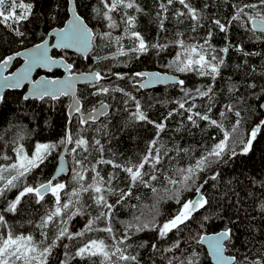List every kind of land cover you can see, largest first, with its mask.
I'll use <instances>...</instances> for the list:
<instances>
[{
	"label": "trees",
	"instance_id": "trees-1",
	"mask_svg": "<svg viewBox=\"0 0 264 264\" xmlns=\"http://www.w3.org/2000/svg\"><path fill=\"white\" fill-rule=\"evenodd\" d=\"M23 2L33 5L32 14L27 21L14 23L10 20L7 23H0V61L6 55L43 41L50 30L61 27L68 17L66 0H23ZM161 2L167 4V0H136L143 12L137 13L135 9L126 11L128 15L137 17L133 30L140 32L148 44L168 45L166 48L162 50L150 48L147 53L139 55V58H135L136 54L129 53L127 56L111 59L112 54L116 52L115 47L118 46L114 39L110 43L108 40H101L99 35H96V39L93 40L94 49L86 61H90L91 57L109 56L110 58L106 60H96L98 64L93 67L106 78L94 85L79 86L77 96L83 111L91 110L99 103L108 104L109 113L102 121L81 125L78 120L70 119L66 111L69 98L64 96L57 100H25L23 90H20L7 91L3 97L0 104V165L7 166L15 161L13 149L17 145L13 141L17 140L18 134L23 136L19 143L24 146L29 156L37 143L57 145L43 164L25 177L19 178L15 182L16 187L0 196V214L5 216L9 225L8 228H0V235L6 236L9 231L14 235H31L41 249L49 246L55 239L62 226L59 221L67 220L71 212L78 208L82 214L72 216L67 223L69 232L73 234L84 229L82 227L76 231L78 221L88 216L94 218L102 210L107 212V209L94 204L90 198L91 192L81 193L80 204L70 206L67 213L54 218L46 229L38 226L42 218L55 208L54 201L48 195L37 203L34 193L27 194L21 198L16 212L3 211L26 185L34 187L51 180L57 156L65 145L60 141L67 133H71L73 141L82 136L88 140L90 148L89 152L77 149L76 159L70 163L69 167L70 170L72 169L71 175L57 179L56 183L64 180L66 185L61 193V203L69 198L67 194L79 187L70 178L74 170H80L75 163L77 160L83 161L89 169L84 172L85 186L92 182L91 177L94 173L91 172V167L95 164L105 181L110 173L115 174L116 178L110 185L112 188L117 192L128 191L131 182L127 179V173L114 169L110 164H97L96 161L102 156L105 160H113L121 165H126L128 161L138 163L142 155L146 153L148 143L156 138V129L153 124L146 121H134L130 118V113L136 111L135 101L128 100V97L120 92L94 95L99 87L123 88L140 102L141 110L149 120L156 123L163 122L166 125L165 130L160 133L159 141L164 146L162 152L168 151V155L163 157L162 163L157 166L158 171L155 174L158 179L151 181L149 187L137 185L132 188L131 196L125 197L113 209L110 221L106 222L103 219L97 221L92 226L93 230L85 232L82 237H75L72 240L65 237L56 241L57 247L53 249L48 264H60L61 260H66L67 264H100L102 259L100 256L83 259L75 256L79 247L93 239L103 240L109 252L118 246L126 249L128 254L139 253L141 264H168V259L173 257H179L187 264V258L193 252L197 253L198 264H211L205 249L198 243V240L203 234L217 233L225 229L231 230L230 239L225 245L226 251L235 257L236 264H248L249 261L264 256V212L260 210V205L264 203V114L259 109V104L264 98V91H262L264 89V34L256 32L255 36L262 37L257 40L250 31V23L241 27L238 22H233L228 26L226 39L225 33H221L212 23V20L219 19L227 25L228 20L234 14L233 4L253 3L255 0H227V2L225 0H188L193 7L203 10L200 26L195 31H192L193 22L190 18L175 16L177 10L185 13L187 11L178 2L169 5L168 11L161 14L166 19L164 30H160L157 13L161 11L159 9ZM205 4L209 5L206 9ZM75 7L77 13L92 28L94 34L110 31L113 38L116 34H122V29L124 30L125 27L121 22L125 14L124 9L121 8L112 13L118 27L109 29L107 21L93 11L96 7L103 10V5L99 0H75ZM246 11L255 15V12L250 9ZM9 24L11 28L8 27ZM13 29H19L24 35L17 36ZM209 31L213 33L210 43L216 49L223 48L227 44L233 46L229 48L227 55L216 53L217 56H223L225 60L217 78L213 81L211 77L200 76L195 71L177 72L175 66L171 65L177 53L182 51L176 42L182 40L185 46L203 44ZM178 33L183 35H178ZM121 43L127 51L133 42L125 36L120 41ZM236 45L241 46L244 52H255L259 55L245 56L243 52L235 50ZM52 56L63 57L72 65L74 72L88 71V69H81L80 64L84 60L71 52L54 50ZM19 64L20 61L16 59L10 70ZM143 70H157L180 76L185 82L183 88L189 91V95L185 97L184 91L181 90L182 86L179 84L160 86L149 91L138 88L133 83L132 74ZM112 73L127 75L123 80H119ZM39 74L42 72L35 73L36 76ZM61 74L60 70H54L47 76L58 77ZM134 79L136 81L138 77ZM253 83L256 85L255 88H250L248 85ZM209 85L213 91L208 96L202 97L196 93L197 88L207 91ZM125 100H128L127 105L124 104ZM180 101H186L185 108L195 104L193 112L202 114L211 106L212 111L208 115L211 119L222 123L224 131L230 133L229 151L219 163H213L205 171L199 172L194 178V183L189 181L190 190L180 193L181 201L190 200L194 198L196 188L201 186V193L210 200V203L193 213V218L186 221L185 225H181L179 231L173 230L167 237L160 239L156 231L137 232L135 226L152 222L159 226L175 215L179 205L174 196L176 188L181 186L169 184L165 176L179 179L178 169L195 165L196 160L224 138V131L215 126H209L207 121L196 118L199 127H193L187 120L188 113L179 108L177 102ZM228 105L232 106V111L227 110ZM170 111L173 115L165 119ZM236 111L240 112L239 117L235 115ZM221 112L225 113L224 117H221ZM237 120L240 124L233 132V125ZM255 125L259 127L256 139L248 152L244 153L242 151L244 145L241 141L251 140V130ZM177 129L180 130L177 131ZM95 139H99L103 145L102 154L96 150L98 146H93ZM75 147L74 142L68 143V150ZM178 149L189 151L187 153L178 152ZM232 149L236 152L234 156L231 155ZM4 156L9 159H3ZM85 156H88L87 160H84ZM145 169L150 171L148 165ZM13 172L3 173L5 179L0 181V187H3L6 178ZM213 175L217 176L216 180L211 179ZM145 179L147 180L148 177L146 176ZM108 186L105 184V187ZM153 188L156 189L155 192L152 191ZM116 199L115 195L108 196V202L111 204H115ZM109 223L113 228L111 235L97 230L107 227ZM128 225L134 227L128 228ZM42 231L47 233L46 239L41 235ZM126 232L130 239L125 240L124 244H119L118 242L124 239ZM144 242L147 246L140 248L139 245ZM176 242L180 244L178 249L174 248L171 252L163 251ZM153 243L158 245V251L152 250ZM65 244L68 245L67 248L64 247ZM129 245L131 247H128ZM65 253L68 255L65 256ZM111 260L116 261V257H111ZM117 264H124V262H117ZM173 264H179V261L174 260Z\"/></svg>",
	"mask_w": 264,
	"mask_h": 264
},
{
	"label": "snow or ice",
	"instance_id": "snow-or-ice-1",
	"mask_svg": "<svg viewBox=\"0 0 264 264\" xmlns=\"http://www.w3.org/2000/svg\"><path fill=\"white\" fill-rule=\"evenodd\" d=\"M100 4L103 5V10L99 7L93 9V11L97 14V16H102L104 20L107 21V27L109 29H115L118 27L117 22L112 16L113 12L118 11L119 9H124L125 14L122 18V23L125 25L124 34L127 36L133 43L132 46L126 51L123 45L120 44V41L124 38L122 36H117L115 38L112 37L111 32H104L102 34H94L93 30L89 29L80 19L79 16L74 18L73 24L69 27L68 31L65 29H60L58 32L59 40L56 45L53 47H77L79 50L86 51L89 46L92 44L93 40L96 39V35H99L101 40H108L110 43L113 41L119 46L115 53L112 54L111 59H116L118 56H127L129 53L136 54L135 58H139V55L147 53L150 48L162 50L166 48L168 45H161L159 43L148 44L144 37L140 32L133 30L136 26L137 17L133 15L127 14V9H135L137 13H142L143 9L136 3V0H99ZM174 2H178L180 5L186 9V13L183 11L177 10L175 16L177 18L182 16H187L193 22L192 31H195L198 26H200V21L203 18V10L197 9L193 7L188 0H167V4L161 2L159 3L160 12L157 13V17L159 18V28L160 30H164V20L166 17H162V13H166L168 11V6L172 5ZM227 2V0H225ZM209 5L205 4L204 8L206 9ZM234 14L228 20V24L222 23L219 19L212 20V23L217 26L221 33H225V38L227 39V33L229 30V25L233 22H238L241 27H244L246 23H250L252 25L250 31H252L255 36L256 32H260L264 34V0H255L253 3H244L241 5L233 4ZM17 9H19V14H17ZM33 5L30 3H24L23 0H0V23H7L8 21H13L14 23H20L22 21H27L29 16L32 14ZM252 10L255 12V15H252L251 12L246 10ZM183 22V21H179ZM11 28V24L8 25ZM17 36H23L24 33L19 29H13ZM178 35H183L182 33H178ZM213 36L212 31L208 32L207 38L204 39L203 44H192L185 46L182 40H178L176 43L181 47L182 51L178 52L175 59L171 62V65L175 66V70L177 72L186 73L195 71L200 76H208L214 81L220 73L221 67L225 64V60L223 56H217L216 53L220 52L227 55L229 48L233 47L231 44H227L225 47L216 49L210 43V40ZM257 40L262 39L261 36H255ZM235 50L237 52H243L245 56L248 55H259V53H247L243 51V48L239 45L235 46ZM16 55H20V53H16ZM25 63L28 66L23 73H21L12 83H8L9 78L3 77L5 81L6 87H19L20 81L27 78L28 72L32 70L33 67H48L51 68L52 65H56L58 62L53 60L51 57L47 55V41L44 42V45L37 44L34 50L26 53ZM109 56L97 57V60H106L109 59ZM13 57L9 56L2 61L3 64L7 65ZM59 63H62L59 62ZM125 66H127L125 64ZM68 69H71V65L66 66ZM255 71V69H253ZM115 75L117 79L123 80L125 75L127 74H119L112 73ZM148 74L145 73H133V83L135 84V77H144ZM158 75V74H156ZM90 78L95 82L99 83L101 80L105 79L106 76H103L100 72H96L94 74H89ZM71 77H69V81L65 82V86L59 89H55L54 86L58 84L57 81H44L38 80L33 82V93L40 98H43L45 95H51L53 99L56 98L57 93L66 94L65 87L71 88L73 85L71 84ZM174 83L181 85V90L184 91L185 97L189 95V91L183 88L184 80H176L174 78ZM144 85H141L143 87ZM250 88H255V84H249ZM54 89V90H53ZM213 91L212 87L209 85L207 91H202L200 88L196 89V93L199 96L205 97L208 96L209 93ZM231 92L232 89L230 88ZM264 91V89H262ZM110 92H120L123 93L124 96L128 97V100L135 101L136 111L134 113H130V118L134 121H146L149 124H153L156 129V138L151 140L148 143L146 153L142 155L138 163H133L132 161H128L126 165H121L115 163L113 160H105L102 158L97 160V164H110L114 169H120L121 171L127 173V179L130 180V185L128 191H116L110 185L112 181L116 178L115 174L110 173L107 181L101 177L100 172L97 170L96 165L93 164L91 167V172L94 175L91 177L92 182L88 183L85 186V176L84 172L89 171V169L84 165L83 161L77 160L75 163L79 166L80 170H74V181L79 185V187L74 188L72 193L67 194L68 200L67 202L61 203V192L66 188L64 183H55L53 184L51 180H49L46 184L42 183L38 187L25 186L22 191L15 197L14 200L10 201L7 207L3 210L4 212H16L17 205L20 204L21 198L27 194H35L37 198V203L44 199L42 194L43 192H51L52 196L55 197V208L50 211L45 217L42 218L41 224L38 226L41 229L48 228L49 224L53 222L54 218L61 217L62 213H67L70 206L74 204H80V196L81 193H89L91 192V199L94 204L102 209H107V212L100 211L99 215L88 220L87 224L84 226V229L80 232L70 233L67 227V223L71 220L72 216H76L82 214L80 209L78 208L76 211L71 212L68 216L67 220L61 221V227L59 228L55 239L49 246L43 247L42 249L34 242V239L31 235H14L11 231L7 233L6 236L0 235V264H48L49 257L53 253V249L57 247L56 241L62 240L63 238H67L68 240H72L75 237H82L85 232H89L93 230V224L99 220L110 221L113 216V209L116 205H119L127 196H131L132 188L137 185H143L144 187H149L151 181H155L158 179L155 174L158 169L157 166L162 163L163 157L168 155V151H163L164 147L160 141V133L165 130L166 125L163 122L156 123L152 120H149L147 115L141 110V104L135 97L131 96L130 93L124 91L123 88L120 87H104L101 86L97 89L94 95L108 94ZM27 99V97H25ZM128 100L124 101V104L127 105ZM186 101L177 102L180 109H183L188 113L187 120L191 122L193 127H199L197 123V119L202 121H207L209 126H215L220 128L221 131H224L223 124L218 122L217 120L211 119L208 115L212 111L211 106L208 107L205 113L193 112V108L196 107L195 104L191 105L188 108H185ZM106 106L101 107L100 115H104V108ZM228 111H232V106H226ZM76 111H80L79 102L76 104ZM95 111V109L93 110ZM173 115V112H169L168 116L165 119H168ZM221 117L225 116L224 112L220 113ZM235 115L237 117L240 116V112L236 111ZM88 119L94 120L95 117H89ZM88 119L82 117L80 120V124L84 125L88 122ZM240 121L237 120L236 124L233 125V132L236 131V128L239 126ZM180 129H177L179 131ZM83 131V129L81 130ZM99 131V129H97ZM255 130L252 132V137H255ZM23 136L18 134L17 140H14L17 146L13 149L15 152V161L7 166L0 165V181L5 179L3 173L5 172H15V175L11 176L10 179H7L6 183L3 187H0V196H3L6 191L11 190V188L16 187L15 181L19 178L25 177L28 173L32 172V170L38 168L41 164H43L46 157L57 147L56 144H47V143H37L35 145L34 151L31 152L29 156L25 152V148L22 144L19 143V140H22ZM230 139V133L224 131V138L221 139L218 143L214 144L213 147L206 152V154L202 155L198 160H196L195 165L189 166L187 168L178 169L179 179L172 178L169 176H165L167 182L173 186L180 185L181 187L176 188V194L174 199L176 203L179 205L176 210L175 215L166 220L162 225H157L156 223H143V225L135 226V230L137 232L144 230H152L158 233V237L160 239H164L171 233L173 230H180L181 225H185L186 221H189L193 218V213L197 212L199 209L205 207L210 203L209 199L205 198L204 194H199L198 199H190L181 201L180 193L181 191L190 190L189 181L195 182V177L199 172L205 171L206 168L211 167L213 163H219L225 154L229 151L228 141ZM75 143L76 147L72 149L73 152H76L77 149H83L84 152H89V142L84 139L82 136H79L73 141V137L71 133H67L65 138L60 141V143ZM244 145L242 151L247 153L249 147L251 145V140L241 141ZM159 145V146H158ZM98 146L96 148L101 154L103 153V145L99 139L94 140V145ZM170 151V150H169ZM179 151H183L187 153L188 149H178ZM231 155H236L235 149L231 150ZM3 159L8 160L9 157L4 156ZM88 156L84 157V160H87ZM148 165L149 170L145 169V166ZM63 171V169H61ZM148 177L146 180L145 177ZM212 180H216L217 176L213 175L211 177ZM206 183V182H205ZM105 184L109 185L105 187ZM153 192L156 191L155 188L152 189ZM196 192L200 193V188H196ZM105 193L107 195H105ZM117 196L115 204H111L108 202V196ZM260 210L264 212V203L260 205ZM137 219H139L137 217ZM207 219V217H205ZM9 225L6 222L5 216L0 214V228H8ZM134 227L133 225H128V228ZM98 231H104L109 233L110 235L113 233V228L110 223L107 227L102 229H97ZM230 229H225L222 232L217 233L215 236L209 238V247L212 249L213 254L217 257L219 264H236L235 257L226 258L223 256L224 243L230 239ZM41 235L47 238V233L42 231ZM130 239L128 233H125L124 239H121L118 243L124 244L125 240ZM204 237L201 236L200 240H203ZM199 242V241H198ZM43 243V241H41ZM147 246V243H141L139 245L140 248H144ZM65 248L68 245H64ZM128 247H131L129 245ZM180 247L179 242H176L171 247L163 249V251L171 252L173 249H178ZM108 246L105 244L103 240H90L88 243L83 244L81 247L77 249L75 252L76 257H80L81 259L85 257H102L100 264H117V262H124V264H141L139 259V253L128 254L126 253V249H121L120 247H115L112 252L107 250ZM153 251H158V245L153 243L151 245ZM68 253H65L67 256ZM111 257H116V261H112ZM197 253L193 252L190 257L187 258V264H198ZM247 260V258H245ZM174 260H178L179 264H185L184 260H180L179 257H173L168 259V264H173ZM60 264H67L66 260H61ZM248 264H264V256L257 258L254 261H249Z\"/></svg>",
	"mask_w": 264,
	"mask_h": 264
},
{
	"label": "water",
	"instance_id": "water-1",
	"mask_svg": "<svg viewBox=\"0 0 264 264\" xmlns=\"http://www.w3.org/2000/svg\"><path fill=\"white\" fill-rule=\"evenodd\" d=\"M66 1H67L68 17H67L66 21L64 22V24L61 27L53 28L52 30H50L47 37L43 41L37 43L40 45H44V42L47 41V55L49 57H51L53 60L57 61L58 63L56 65H52L50 69L48 67H40V66L33 67L32 70L30 72H28L27 78L20 81L19 87H6L5 81L3 80V77L9 78L8 83L14 82V80L21 73H23L24 70L28 67L25 63V60L27 58L26 53H28L31 50H34L35 46L37 44H34V45L29 46L27 48H24L18 52L6 55L0 61V104L2 103L3 97L7 91L24 90L23 91V98L25 99V97H27V99H25V100H33V99H35V100H43V99L57 100V99L64 96V97L69 98V103H68L67 110H66L69 117H73L74 115H78L80 120L82 117H84L86 119H88L89 117H95L94 120L88 119V121L89 120L97 121L109 113L108 104L99 103L92 110L83 113L81 111L80 100L77 96V90H78L79 86L97 84V82H95L93 79L90 78L89 74H94L98 71L97 70H90V71L74 72L73 67H71V69H68L66 67L70 63H68L63 57L52 56V51H54V50H56V51H68V52H71V53L81 57L82 59H85L90 55V53L94 49V43L93 42L86 51L79 50L75 46L70 47V48L53 47V45H56L58 40H59V36H58L59 30L65 29V31H68L69 27L73 24L74 18L76 16H79L81 21L89 29L92 30V28L89 27L86 24V22L84 21V19L77 13V10L75 7V0H66ZM250 26L252 27L251 24H250ZM16 53H20V55H16ZM9 56L13 57V59L10 60L7 65L3 64L2 61ZM16 59H18L20 61V64L18 66H16L14 69L10 70ZM61 61H62V63H59ZM54 70H60L62 72V75L58 76V77L47 76V74H50ZM37 71L42 72V74H39L36 76L35 73ZM143 73L148 74V75L144 76V79L138 83L139 87H141V85H144L143 87H141L142 89H151L152 87H155V86L174 85V84H176V83H174V78L176 80H180V78L177 75L162 73L159 71H149V72H143ZM156 74H158V75H156ZM69 77H71L70 82L73 86L71 88L65 87L66 94H60L58 92L55 99H53L51 95H45V96H43V98H40V97H37L33 93V82H35V81H38V80L53 81V80H55L58 82V84L54 87H55V89H59V88L65 86V82L69 81ZM77 101L79 102L80 111H76ZM102 104H103V106H106L104 108V111H105L104 115L99 114L101 111ZM94 109H95V111H93ZM259 109L261 112L264 113V98L262 99V101L259 104ZM253 130H255L256 134H255V137L251 136V145H252L253 141L256 139V135L259 131V127L255 126V127H253L252 132H253ZM67 153H68V144H65L63 146L62 150L60 151L59 155L57 156L56 167H55L53 175L51 177L52 181H54L60 177L67 176L69 174V165H68V161H67ZM61 169H63V171H61ZM199 188H200V193H197L195 191V196H194L193 200L198 199L199 194H202L201 193V189H202L201 186H199ZM49 193L50 192H43L42 191L43 196H45ZM220 232H222V231H220ZM217 233H219V232H217ZM217 233L203 234L201 236H203L204 239L200 240V238H199V240H198L199 241L198 243L205 249L206 254H207L211 264H219L217 257L213 254L212 249L209 247V238L215 236ZM226 243H227V241L224 243L223 256L226 258V261H227L228 258H231L233 256H231L227 253L226 246H225Z\"/></svg>",
	"mask_w": 264,
	"mask_h": 264
},
{
	"label": "rangeland",
	"instance_id": "rangeland-1",
	"mask_svg": "<svg viewBox=\"0 0 264 264\" xmlns=\"http://www.w3.org/2000/svg\"><path fill=\"white\" fill-rule=\"evenodd\" d=\"M19 9H17V14H19ZM122 34H116L115 35V37H117V36H124L125 37V34H124V30L122 29ZM114 37V38H115ZM121 45H123V43H121ZM119 46H116L115 47V51L117 50V48H118ZM125 49V48H124ZM89 57V56H88ZM87 57V58H88ZM87 58H85V59H83L84 60V62H82L81 64H80V66H81V69H83V70H86V69H88L89 71L90 70H94L93 69V67L95 66V65H97L98 63H97V57H91V59H90V61H86V59ZM140 82V81H139ZM143 90V89H142ZM75 159H76V155H75V152H73L72 151V149H69L68 150V155H67V160H68V163H69V167H70V163L72 162V161H75ZM71 172H72V169L70 170V168H69V174L71 175ZM13 175H15V172H13L12 174H10L7 178H6V180H5V182H4V184L6 183V181H7V179H10L11 178V176H13ZM69 176V175H68ZM73 177H74V174L72 175V176H70V178H71V180L72 181H74V179H73ZM62 178V177H61ZM60 178V179H61ZM59 180V179H58ZM58 180H55L54 182L56 183V181H58ZM16 182V181H15ZM53 182V184H55ZM58 183H64V180H62L61 182H58ZM39 186V184L38 185H36V186H34V187H38ZM63 191L64 190H62V192L61 193H63ZM48 196H50L51 198H52V200L54 201V203H55V197H53L52 196V194H51V192L49 193V194H47ZM46 196V195H45ZM68 199H65L64 201L66 202ZM63 201V202H64ZM74 207H72V209H73ZM89 219H91V217L90 216H88V217H85V218H83L82 220H80V221H78L77 222V228H76V231H78L80 228H82V227H84L86 224H87V222H88V220ZM59 223L61 224V221H59ZM68 230H69V227H68ZM36 243V242H35ZM17 264H19V262H17Z\"/></svg>",
	"mask_w": 264,
	"mask_h": 264
},
{
	"label": "flooded vegetation",
	"instance_id": "flooded-vegetation-1",
	"mask_svg": "<svg viewBox=\"0 0 264 264\" xmlns=\"http://www.w3.org/2000/svg\"><path fill=\"white\" fill-rule=\"evenodd\" d=\"M89 71V70H88ZM143 71H148V70H143ZM143 71H140V72H143ZM149 71H156V70H149ZM139 72V73H140ZM159 72H161V71H159ZM166 73H168V74H174V73H169V72H166ZM62 75V74H61ZM180 77V76H179ZM144 77H138V79L136 80V83L134 84V85H136L138 88H140L139 86H138V83H139V81H141L142 79H143ZM180 80H181V78H180ZM174 85H176V84H174ZM174 85H169V86H174ZM168 86V85H167ZM157 87H160V86H155V87H152L151 89H149V90H152L153 88H157ZM162 87H166V86H162ZM141 89V88H140ZM149 90H145V91H149ZM24 91V90H23ZM190 97H191V95H190ZM188 99H190V98H188ZM93 109V108H92ZM91 109V110H92ZM81 111L83 112V113H85V112H88V111H90V110H88V111H83L82 110V107H81ZM175 114V113H174ZM107 115H105L104 117H102L101 119H99V120H97V121H92V120H89L87 123H97V122H100V121H102L105 117H106ZM76 119V120H78L79 122H80V119H79V116L78 115H74L73 117H71V119Z\"/></svg>",
	"mask_w": 264,
	"mask_h": 264
},
{
	"label": "bare ground",
	"instance_id": "bare-ground-1",
	"mask_svg": "<svg viewBox=\"0 0 264 264\" xmlns=\"http://www.w3.org/2000/svg\"><path fill=\"white\" fill-rule=\"evenodd\" d=\"M157 71V70H156ZM143 72H149V71H143ZM143 72H140V73H143ZM175 75V74H174ZM180 78V77H179ZM144 79V78H143ZM142 79V80H143ZM169 86V85H168ZM141 88V87H140ZM142 89V88H141ZM143 90H149V89H143ZM263 113V112H262ZM264 114V113H263ZM68 115V114H67ZM76 116V115H75ZM69 117V116H68ZM70 119H71V117H69ZM256 126V125H255ZM255 126H253V127H255ZM256 127H258V126H256ZM253 129V128H252ZM251 132H252V130H251ZM251 136H252V133H251ZM68 144V143H67ZM53 175V174H52ZM52 177V176H51ZM61 178V177H60ZM59 179V178H58ZM57 180V179H56ZM51 181H52V179H51ZM55 181V180H54ZM54 181H52V183L54 182Z\"/></svg>",
	"mask_w": 264,
	"mask_h": 264
}]
</instances>
